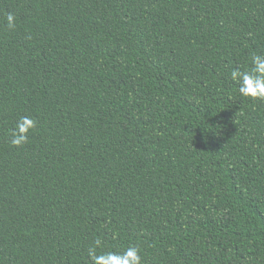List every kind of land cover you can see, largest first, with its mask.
<instances>
[{"label":"trees","instance_id":"16d2710c","mask_svg":"<svg viewBox=\"0 0 264 264\" xmlns=\"http://www.w3.org/2000/svg\"><path fill=\"white\" fill-rule=\"evenodd\" d=\"M253 54L264 0H0V264H264Z\"/></svg>","mask_w":264,"mask_h":264},{"label":"clouds","instance_id":"9594fccd","mask_svg":"<svg viewBox=\"0 0 264 264\" xmlns=\"http://www.w3.org/2000/svg\"><path fill=\"white\" fill-rule=\"evenodd\" d=\"M6 26L9 29L15 27V16L12 13L6 16ZM230 78L238 84V92L242 97L264 100V55L253 54L251 67L247 70H241L239 67L232 69ZM35 126L34 119L21 117L11 132L10 143L14 146L27 143V133ZM100 245V240H96L88 249L92 264H142L140 249L137 246H128L122 252L107 251L98 254L97 248Z\"/></svg>","mask_w":264,"mask_h":264}]
</instances>
